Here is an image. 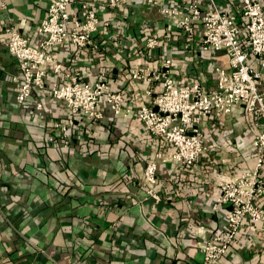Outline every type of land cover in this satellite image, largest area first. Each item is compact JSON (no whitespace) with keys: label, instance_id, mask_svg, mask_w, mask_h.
Wrapping results in <instances>:
<instances>
[{"label":"crops","instance_id":"0c3cea01","mask_svg":"<svg viewBox=\"0 0 264 264\" xmlns=\"http://www.w3.org/2000/svg\"><path fill=\"white\" fill-rule=\"evenodd\" d=\"M3 1L0 264H203L195 229L204 226L207 236L220 233L226 209L213 214L210 204L220 182L253 168L258 122L241 109L203 121L200 128L207 150L197 169L175 170L159 164L161 201L155 203L144 196L143 171L162 149L134 114L123 119L106 112L101 123L77 118L62 133L56 124L66 123V106L47 90L34 91L23 104L16 102L20 72L5 48L4 28L13 26L38 46L43 40L38 27L47 2ZM84 1L88 0H72ZM257 1L264 5V0ZM223 3L231 9L237 6L235 0ZM133 5L134 10L102 12L104 19L111 18L105 32L96 37V51L64 44L51 52L52 57L65 72L77 70L81 83H92L98 73L107 72L110 88L122 92L125 105L136 110L149 105L148 93L159 89L158 84L132 80L129 75L137 66L159 67L160 58L155 54L147 58L142 41L136 40L146 24L160 41V56L172 60L176 83L195 82L213 90L214 68L227 67L225 54L211 57L201 51L197 38L165 28L155 9ZM37 103L42 104V112L35 110ZM260 177L264 183V164ZM258 206L264 208V195ZM222 264H264L260 224L243 223Z\"/></svg>","mask_w":264,"mask_h":264},{"label":"built area","instance_id":"2783aa9c","mask_svg":"<svg viewBox=\"0 0 264 264\" xmlns=\"http://www.w3.org/2000/svg\"><path fill=\"white\" fill-rule=\"evenodd\" d=\"M41 1V0H33ZM45 18L38 27L43 40L32 46L13 26L4 28L5 48L16 62L20 72V90L16 102L23 104L34 91H48L50 96L65 104L67 121L56 124L65 133L77 118L90 123H101L110 112L116 118L126 119L134 114L143 129L161 146L154 161L143 171L146 187L144 196L160 203L161 186L157 180L159 164L172 165L175 170L197 169L207 148L203 143L201 123L211 117L222 118L236 109L253 118L260 131L253 142L254 166L217 185L218 195L210 210L219 213L225 208V222L220 233L207 236V229H195L196 248L202 254L203 264H222L236 240L243 223L260 224L264 231V208L258 206L264 195L260 171L264 164V5L257 0H235L229 8L225 0H95L73 3L72 0H44ZM181 2V3H180ZM155 9L165 28L182 33L186 38H197L198 46L215 57L224 53L227 67L214 68L215 86L205 90L199 83L179 84L171 75L172 60L161 57V44L144 25L139 31L143 55L160 58L159 67H134L129 70L132 80L158 84L156 93L149 92L150 104L133 110L125 105L122 92L113 91L108 73L100 72L92 83H81L79 72H65L63 64L51 55L64 44L76 50L96 51V37L109 26L103 11L124 12L133 4ZM6 5L0 0V11ZM72 8L76 12H72ZM115 15V13L111 14ZM51 77V78H50ZM50 85H48V80ZM35 110L42 112V104ZM66 145L67 142H64ZM64 145V146H65Z\"/></svg>","mask_w":264,"mask_h":264}]
</instances>
